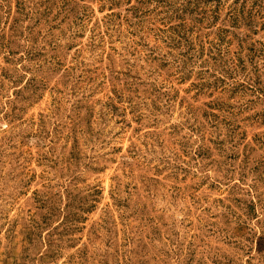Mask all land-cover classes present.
<instances>
[{
	"label": "rangeland",
	"instance_id": "1",
	"mask_svg": "<svg viewBox=\"0 0 264 264\" xmlns=\"http://www.w3.org/2000/svg\"><path fill=\"white\" fill-rule=\"evenodd\" d=\"M0 264H264V0H0Z\"/></svg>",
	"mask_w": 264,
	"mask_h": 264
}]
</instances>
